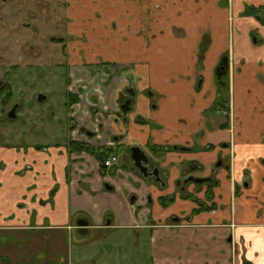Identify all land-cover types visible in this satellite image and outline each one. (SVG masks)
Instances as JSON below:
<instances>
[{
    "label": "crops",
    "instance_id": "0c3cea01",
    "mask_svg": "<svg viewBox=\"0 0 264 264\" xmlns=\"http://www.w3.org/2000/svg\"><path fill=\"white\" fill-rule=\"evenodd\" d=\"M49 1L66 23L52 39L64 47L66 128H46L32 147L0 146V231L76 232L83 250L68 253L71 264H108L84 249L101 234L130 264H264V231H254L264 230V26L244 15L264 0ZM222 58L228 116L211 111ZM70 143L120 163L102 171L97 154ZM133 148L142 159L124 163ZM187 175L214 177L212 202Z\"/></svg>",
    "mask_w": 264,
    "mask_h": 264
},
{
    "label": "rangeland",
    "instance_id": "374dc122",
    "mask_svg": "<svg viewBox=\"0 0 264 264\" xmlns=\"http://www.w3.org/2000/svg\"><path fill=\"white\" fill-rule=\"evenodd\" d=\"M51 3L49 0H0V88L5 87L3 92L11 94L8 99L0 98V146L3 149L32 147L33 143L42 142L46 128L57 133H63L66 128L67 111L62 104L66 90L64 47L52 40L55 35L57 40L64 38L66 23L63 6L59 1ZM38 95L44 99L38 101ZM15 106V118L8 119V113ZM50 117L56 123L50 121ZM60 119L63 120L61 126L58 125ZM4 159L0 156V168L6 164ZM117 159L115 165L102 171L118 166L120 158ZM131 161L124 154V163ZM100 163L103 165L102 160ZM254 231L259 235L264 230L256 228ZM58 233L62 232L0 231V264H71L68 253L83 250L78 246L77 251V245L73 244L79 240L78 235L76 232L63 236ZM104 238L102 234L95 235L90 239V249L84 247L91 251V256H96L94 263L98 258H106L108 264H130V258H122L126 248H109ZM143 260L141 255V264Z\"/></svg>",
    "mask_w": 264,
    "mask_h": 264
},
{
    "label": "trees",
    "instance_id": "16d2710c",
    "mask_svg": "<svg viewBox=\"0 0 264 264\" xmlns=\"http://www.w3.org/2000/svg\"><path fill=\"white\" fill-rule=\"evenodd\" d=\"M247 14H251L253 15L257 21L262 25L264 26V8H252V7H249V6H246L245 9H244V15H247ZM255 33L253 31L250 32V36L252 37V39L254 41H256V37L254 35ZM225 68H226V61L224 58H222V60L220 61V63L218 64V67L216 68V81L217 83L219 84L220 86V95L217 97L212 109V110H220V111H227V105H228V84H227V74L225 73ZM5 90V87L3 88H0V98L3 97L4 99H8L10 98L11 94L8 93V92H3ZM67 97L69 98L68 99V102L66 105H71L72 103H75L76 102V98H72L71 96L67 95ZM209 148L211 147H203L201 148L202 150H208ZM176 149V148H174ZM69 150L70 151H76L77 153L81 152V151H89V152H92V153H95L97 154L98 156V159L101 161L104 162V160L106 159V151H103L101 150L102 153L100 152H97L95 150H92L90 149L88 146H84V145H79V144H75V143H70L69 144ZM172 150V148H165V149H161V148H157V147H150V152L153 153V154H162V153H165L167 151H170ZM99 161V162H100ZM101 164V167H102V163ZM183 183H185V180L182 181ZM181 187V181L178 182L177 184V188L180 189ZM208 196V195H206ZM183 198L185 199H188V200H191L192 202L196 203L197 206H199V210H203V206L201 204V202L199 200L196 199V197L192 194H185L183 196ZM207 200L210 201L211 200V196L210 197H207ZM206 200V201H207ZM174 201V198L170 197V198H161L159 200L160 202V205L163 206V207H166L170 204H172ZM214 206L212 205L211 207H205L206 210H209L211 208H213Z\"/></svg>",
    "mask_w": 264,
    "mask_h": 264
},
{
    "label": "flooded vegetation",
    "instance_id": "af4514ba",
    "mask_svg": "<svg viewBox=\"0 0 264 264\" xmlns=\"http://www.w3.org/2000/svg\"><path fill=\"white\" fill-rule=\"evenodd\" d=\"M204 47H205V44H203V46H202V49H204ZM225 73L227 74V68H225ZM228 89H229V86L227 87ZM227 111H220L219 109L218 110H212V114H217V113H220L221 115H223V116H228L229 115V105H227ZM205 147H211V148H209L208 150H205V151H211L212 149H213V146L212 145H209V146H205ZM132 153H134L133 151H132ZM229 154H230V161L232 160V158H233V149H230L229 148ZM131 155V154H130ZM137 156H138V160H140V159H142V155H140V154H137ZM222 164H224L223 163V161L222 160H218L217 162H216V166H220V165H222ZM191 167V166H190ZM223 168H226V167H223ZM190 177H192V176H186L184 179H182V181H184L185 180V185H187V184H193L195 187H197V188H202V187H204L205 188V193H204V198H205V201L207 200V197H210L211 196V200L210 201H208V202H212V200H213V192H212V189L217 185V182H216V180L214 179V177H208V178H195V179H202V180H204V182L202 183V184H195V183H192V182H190L189 181V178ZM192 178H194V177H192ZM206 195H208V196H206ZM207 205V204H206ZM213 204H210V206L209 207H211Z\"/></svg>",
    "mask_w": 264,
    "mask_h": 264
},
{
    "label": "water",
    "instance_id": "95a60500",
    "mask_svg": "<svg viewBox=\"0 0 264 264\" xmlns=\"http://www.w3.org/2000/svg\"><path fill=\"white\" fill-rule=\"evenodd\" d=\"M37 99H38V101H42L44 98L42 97V95H38V97H37ZM16 106L14 107V108H12V110L8 113V115H7V118L8 119H14L15 118V110H16ZM135 148H133L132 149V151L134 152V153H131V155H130V158H131V160H133V161H137L138 160V156H137V154H140L136 149L134 150ZM141 155V154H140ZM145 159V158H144ZM145 161H146V159H145ZM189 181L190 182H192V183H195V184H202L203 182H204V180H202V179H195V178H192V177H190L189 178ZM84 225H87V224H84Z\"/></svg>",
    "mask_w": 264,
    "mask_h": 264
},
{
    "label": "built area",
    "instance_id": "2783aa9c",
    "mask_svg": "<svg viewBox=\"0 0 264 264\" xmlns=\"http://www.w3.org/2000/svg\"><path fill=\"white\" fill-rule=\"evenodd\" d=\"M117 162H118V159L116 156H110L103 162L102 168H105V167L110 168L113 165H115Z\"/></svg>",
    "mask_w": 264,
    "mask_h": 264
}]
</instances>
